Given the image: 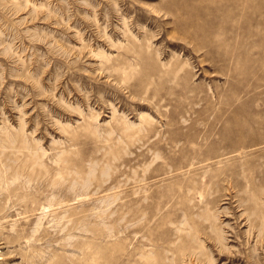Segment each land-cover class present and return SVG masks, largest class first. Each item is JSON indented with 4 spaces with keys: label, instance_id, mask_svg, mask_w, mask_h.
<instances>
[{
    "label": "rangeland",
    "instance_id": "1",
    "mask_svg": "<svg viewBox=\"0 0 264 264\" xmlns=\"http://www.w3.org/2000/svg\"><path fill=\"white\" fill-rule=\"evenodd\" d=\"M245 113L264 0H0V264H264V177L175 169Z\"/></svg>",
    "mask_w": 264,
    "mask_h": 264
},
{
    "label": "bare ground",
    "instance_id": "2",
    "mask_svg": "<svg viewBox=\"0 0 264 264\" xmlns=\"http://www.w3.org/2000/svg\"><path fill=\"white\" fill-rule=\"evenodd\" d=\"M242 106L243 104L241 107ZM242 116L234 114L229 115L227 121L223 123H211V121L209 125L207 124V126H205V128L201 127L200 123L194 126V123L197 122V120H192V124L188 125V128L190 129L189 132H192L190 133L192 135L187 137L185 139L186 142L180 146V151L188 154L187 160H182L179 165L175 164L176 168H174L176 170L187 169V171H189L188 175L191 176L190 180L193 182L192 178L197 176L195 175V165H197V163L205 164L207 167L214 161L222 163L225 160H231V165H227L216 170L219 176H226L227 182L230 185L236 184L237 174L242 176L248 183L252 182L251 179L255 176L264 177V169H262L264 168V117H255V115L247 114L244 118ZM209 121L210 120H208V122ZM215 128H218L219 130L218 137H216L213 133ZM203 130L207 132L203 134ZM204 144L210 147L205 152L200 147ZM197 145H199V147H197ZM249 156L250 158H248ZM257 165L260 166V168H257ZM195 182H197V180ZM257 223H259V221H257ZM206 236L208 235L206 234ZM0 260H4V258H0Z\"/></svg>",
    "mask_w": 264,
    "mask_h": 264
}]
</instances>
